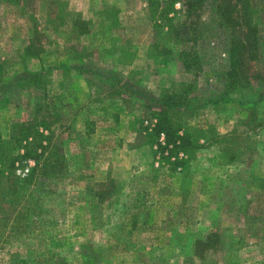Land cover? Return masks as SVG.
I'll return each mask as SVG.
<instances>
[{
	"label": "rangeland",
	"instance_id": "rangeland-1",
	"mask_svg": "<svg viewBox=\"0 0 264 264\" xmlns=\"http://www.w3.org/2000/svg\"><path fill=\"white\" fill-rule=\"evenodd\" d=\"M150 1L0 0V138L13 144L15 125L47 121L68 159L64 177L27 186L40 198L37 214L5 234L0 264H264L262 83L180 114L205 139L172 171L149 142L157 120L148 100L107 79L126 77L155 96L187 84L206 99L224 87L229 34L194 45L180 13L182 34L157 30ZM105 23L120 26L108 36ZM254 65L263 75L264 54Z\"/></svg>",
	"mask_w": 264,
	"mask_h": 264
},
{
	"label": "trees",
	"instance_id": "trees-1",
	"mask_svg": "<svg viewBox=\"0 0 264 264\" xmlns=\"http://www.w3.org/2000/svg\"><path fill=\"white\" fill-rule=\"evenodd\" d=\"M178 4L181 11L176 9ZM166 5L162 6L156 0L149 2L151 19L157 30L167 28L174 36L192 34L194 45L204 43L223 31L229 34L226 49L229 70L222 90L201 99L190 96L193 92L191 85L180 84V88L173 87L155 96L124 77L111 74L107 79L116 89L144 96L148 100L157 120L156 125L149 129L152 131L148 135L149 142L157 145L158 153L162 156L167 154L170 169L176 171L186 166V160L179 159L180 155L190 156L202 149L201 139H205V131L189 127L179 118L180 114L188 115L207 106H217L232 93L244 92L249 87L252 90L256 87L255 82L262 83L260 98H264V74L254 70V64L264 54V7L255 8L252 0H169ZM179 13L185 19L182 33L174 25V17ZM181 55L189 69L186 61L188 53L182 52ZM26 76L34 79L40 77L30 72ZM13 128L18 129L17 135H12L13 144H6L0 138V244L6 239V233H22L37 214L40 198L36 197L34 191H27V186L41 177L50 180L64 177L68 166L61 146L54 144L55 130L52 124L33 121ZM175 158L178 161L172 162ZM30 160L35 166L28 174L22 177L16 175L17 167ZM204 244L205 241H197L196 251Z\"/></svg>",
	"mask_w": 264,
	"mask_h": 264
},
{
	"label": "crops",
	"instance_id": "crops-1",
	"mask_svg": "<svg viewBox=\"0 0 264 264\" xmlns=\"http://www.w3.org/2000/svg\"><path fill=\"white\" fill-rule=\"evenodd\" d=\"M105 24H106V26H104L103 29H104V31H105V35L108 34V36H111V34H112V30H113V29H116V27L120 26V25H117V24H114V23H105ZM88 29H89V28H88ZM88 29L85 28L86 31H82L81 33H79V35H80V36H84V37L88 36V35L90 34L89 31L87 32ZM108 42H110V38H109ZM109 44H110V43H109ZM120 64L123 65L122 63H120ZM77 69H79V70H81V71H83V72H87V71H88V69H86V68H84V67H77ZM112 75H113V74H112ZM125 78H126V77H125ZM126 79H127V78H126Z\"/></svg>",
	"mask_w": 264,
	"mask_h": 264
}]
</instances>
